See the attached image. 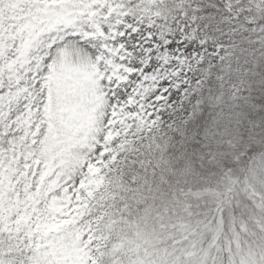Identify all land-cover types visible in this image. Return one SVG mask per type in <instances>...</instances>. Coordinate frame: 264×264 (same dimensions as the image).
<instances>
[{
	"label": "snow or ice",
	"instance_id": "1",
	"mask_svg": "<svg viewBox=\"0 0 264 264\" xmlns=\"http://www.w3.org/2000/svg\"><path fill=\"white\" fill-rule=\"evenodd\" d=\"M0 264H264V0H0Z\"/></svg>",
	"mask_w": 264,
	"mask_h": 264
}]
</instances>
